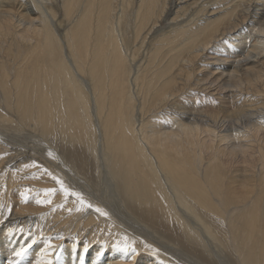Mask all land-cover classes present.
I'll return each instance as SVG.
<instances>
[{
	"label": "bare ground",
	"instance_id": "1",
	"mask_svg": "<svg viewBox=\"0 0 264 264\" xmlns=\"http://www.w3.org/2000/svg\"><path fill=\"white\" fill-rule=\"evenodd\" d=\"M263 3L0 0L5 264H264Z\"/></svg>",
	"mask_w": 264,
	"mask_h": 264
},
{
	"label": "snow or ice",
	"instance_id": "2",
	"mask_svg": "<svg viewBox=\"0 0 264 264\" xmlns=\"http://www.w3.org/2000/svg\"><path fill=\"white\" fill-rule=\"evenodd\" d=\"M29 166H31V165H25V167H29ZM60 183H61V186L63 187V182L62 181H60ZM65 190V194H68V189H64ZM46 192H49V193H51V192H54L55 191V189H46L45 190ZM76 195L77 196H79L80 194L79 193H76ZM25 199H27V197H25ZM38 203H51V200L50 199H45V200H38L37 201ZM84 201L83 200H81V203H83ZM88 207H92V205H88ZM98 212H100L101 211V209H99V208H97L96 209ZM104 215H107V213H103ZM124 240L125 241H127L128 240V237H124ZM33 243H35V241H33ZM28 247H31V245H29ZM48 247L49 246H46V248L44 249V250H42V254L45 256V257H47L50 253L48 252ZM117 247H120V244H119V242L117 243ZM124 247H125V249L128 247V244L126 243L125 245H124ZM87 249H85V251H86ZM26 251V249L25 248H21V251L20 252H18L17 253V255L19 256V255H22V254H24V252ZM44 264H53V261L52 260H50V259H45V261H44Z\"/></svg>",
	"mask_w": 264,
	"mask_h": 264
},
{
	"label": "rangeland",
	"instance_id": "3",
	"mask_svg": "<svg viewBox=\"0 0 264 264\" xmlns=\"http://www.w3.org/2000/svg\"><path fill=\"white\" fill-rule=\"evenodd\" d=\"M263 4H264V3H263ZM167 125H168V123H167ZM25 134H26V133H25ZM23 141L26 142V143H30V142L32 141V139H29V138H23ZM236 141H237L236 139L231 138L230 141H229V143H235ZM8 250L10 251V249H4V250L1 249V250H0V264H5V263L8 261V259H5V256H6L7 253L9 252ZM113 253L115 254L114 251H111V252L108 253V254H113ZM108 254H107V255H108ZM91 255H92V253L89 254V257H88V258H90ZM147 256H148V255L143 254V253L141 254V256H139V258L143 260V264H144V263L147 264V262H146L147 259H148V258H151V257H149V256L147 257ZM1 259L3 260V262H2ZM19 260H20V259H19ZM27 260H28V259H27ZM4 261H5V262H4ZM144 261H145V262H144ZM149 261H152V262L154 263V262H157V261L159 262L160 260H159V259L152 258V259L149 260ZM18 262H19V261H18ZM26 262H28V261H26ZM74 262H75V261H73V263H74ZM141 264H142V263H141Z\"/></svg>",
	"mask_w": 264,
	"mask_h": 264
}]
</instances>
